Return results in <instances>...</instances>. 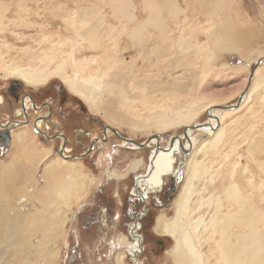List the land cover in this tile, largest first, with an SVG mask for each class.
<instances>
[{
    "label": "rangeland",
    "instance_id": "obj_1",
    "mask_svg": "<svg viewBox=\"0 0 264 264\" xmlns=\"http://www.w3.org/2000/svg\"><path fill=\"white\" fill-rule=\"evenodd\" d=\"M107 1L108 0H0L2 4H5L4 2H6L9 8L4 12V26L0 27V49L2 50V52L0 50V57L3 56L2 63L4 64V61H6L13 68L17 67L27 70L41 67L54 72L49 77L48 83H45L40 87L28 83L22 77H17L16 75H0V85L5 86L11 82V80L17 79L20 80L26 90H29L31 93L40 90H47L52 86L53 90H56L58 93L56 94L57 96L54 95L56 103H60L61 98L58 96L60 93H64L62 102L64 99L66 101L64 102L65 104L62 105L67 106L70 104L71 107L69 109H74L72 114L76 115L75 121L78 120L75 127H78V124L80 127L84 128L91 126L89 124L91 121L80 112V109L83 110L82 107H85L86 111H88L94 118H97L98 122L101 124L96 125V132L100 133L102 131L104 128L102 125H108L118 130L123 136L131 137L138 142L145 141L146 138L152 134H158L163 146L168 144L171 138L170 136L173 134L183 135V130L187 123L191 125L209 121L206 111L207 105L214 102H218V104H235L239 95L243 93L246 89V85H248V97L246 100L244 99L242 101L239 108L230 109L228 112H225V110L222 109L213 110L214 114L222 117L221 130H224H222L224 137L216 146H207L201 151H198L195 156L196 160H200V163L203 164L202 168L204 175L202 174L200 178L193 180L194 186L192 189L190 200L191 210L189 213L193 218H196L195 213H198L200 202L202 203L201 200L203 199H206L209 204L212 203L210 204L211 207L209 209L206 207L203 208L204 210L209 211L207 212L208 214L214 212L217 203H219V200H222L221 204L223 203V211L221 210V212L223 213L230 208V205L231 207H234L235 205L233 201L226 196V188H229V186L233 187L234 185L239 187V191L241 188L240 193H242L243 196H246L244 197L245 200H248H246L248 205L257 208V210L261 211L263 214V220L259 223V229L262 233L260 231L257 233L258 236L255 238L257 241L254 237L252 238V236H254L253 232L249 233V243L247 248L249 250L248 253L250 252L249 256H251V259L249 260L248 257L247 264H264V60L259 64L258 71L255 73L253 80H251L249 84L242 83V86L241 82L246 71L240 72L239 70L246 62L237 53L229 52L221 57L222 61L225 60V62L229 63V68L224 67L225 69L218 70V72L215 68V71L204 80V83L202 79V82L199 81V76L196 78L203 84L197 89V91L199 90L201 93L199 91L198 93L196 90L191 92V94L190 92L188 93V91H192V88H183L182 90L184 93L183 91H179L180 93L178 91H173L174 89H170L171 91L166 89L167 91H164V89L153 86L150 82L151 87L147 80H154L155 77L158 79L159 75H157V73L160 71V76L165 71L166 74H163L164 76L162 75L161 77L165 79L166 82L170 83L173 79H178L180 75L182 81H187L193 74H196L200 70L199 67L204 62L203 57L197 55V53L195 54V51H192L185 56H172L177 60H174L172 57L169 58L170 61H164L161 58H159L161 60L155 59V54H150V47H147L149 46V43H145L143 47L134 44L132 39H129L128 33H126L131 30V28L133 30L139 21L148 17L149 11L145 5H143L144 7L142 6L144 0H127V7L130 11L132 9L134 10L135 15L139 16L138 20L132 16L131 18H127L125 14L114 11L113 7L107 4ZM190 1L192 0H181L183 7L190 4ZM253 3L254 5L257 3V8L253 6V10H261V13L264 11V0H235V3H233L235 8H240L244 11L245 17L242 16V20L248 22L245 18H252V16H249V11L247 9L252 10L250 6ZM129 4L132 6L131 8L129 7ZM80 6H88L87 8L89 9ZM134 6H136V8ZM22 7H25L27 10H24ZM67 8L69 9V12H67ZM188 8H191L188 11L192 15V18L194 17L193 19L196 17L203 18L201 7L199 5L188 6ZM79 9L81 10L79 11ZM83 9L89 10L90 12H92L93 9H99L101 12L98 11V13H92L89 15V13L83 14ZM76 10L82 15H69L72 13L71 11ZM75 18L77 20L79 18H84L87 20V25H94L99 28L100 32H98V35L100 36V39L97 43L90 44L87 38L82 37L75 30L73 25H79L78 21L74 20ZM167 18L170 19L169 17ZM262 19H264V16H262ZM26 20L29 23H25ZM190 24H192V19L189 21V25ZM251 26L252 24L250 23V29H252ZM258 27L259 29H257V25H253V29H255L252 30L253 32H251L250 37V41H253L250 43L260 44V48L264 52V21L261 22ZM128 28L130 29L128 30ZM190 32L191 29L188 28L187 33L190 34ZM203 36L205 37V35H202L201 39L204 38ZM146 38H148V33ZM145 49L147 50L143 51ZM28 51L37 52L39 57L34 59L28 54ZM67 52H73L78 60L91 58L94 54V57L98 60L99 64L106 66L107 63L111 62V65L114 68L121 67L122 72L125 71L126 77L130 78L132 75H136L138 79H140V77L142 79H147L149 76L146 80V83L148 84H145V82L143 84H136L133 80L128 79L127 84L129 83V93L130 95H136V97L131 96L128 98L129 100H122L116 106V110L111 111V113L115 112L114 119L107 120L103 116L104 111L100 110L99 113L91 111L88 103L79 95L72 92L64 83L61 76H59V73L64 71H66L67 75H72L73 73V68L70 64H65V66H63V58L68 56ZM259 56L260 55L256 54L252 56L249 63L248 73L256 69L255 63L264 56V53L260 57ZM152 60L156 62L158 60L159 64ZM48 61L51 62L48 63ZM160 61H162L161 64ZM150 63L153 64V66ZM164 63L168 65H165ZM177 65L180 66L178 67ZM164 66L165 68H163ZM151 69L154 70L152 71ZM188 69H190L191 72ZM172 70H175V72L173 71L170 73ZM80 71L82 75L88 73L87 71ZM154 71L156 74H154ZM183 76L188 79H185ZM239 85L240 89L238 88ZM148 86L150 87V90ZM147 88L148 91H146ZM197 95H199V98ZM195 104H199L195 113L187 115V117L184 116L188 114L190 109L194 108ZM158 110H164L166 111V115H171V117L174 116V118L172 117L174 119L173 122L163 128L154 125L141 128V123H138L139 126L133 125L135 122L141 120L144 122H150L151 119H147L144 116L146 114H152ZM113 113L112 115L114 116ZM123 117H125L126 120H122ZM108 133L111 135V142H122V140L118 138L111 129ZM80 135H78V138H83L82 140L88 141L90 139V136ZM191 137L194 149L204 140L209 138L208 133L201 129L192 132ZM99 147H102L103 149L94 156L89 155L72 159L75 160V162L79 160L77 164L79 166H85L84 170L94 175L89 192L81 201V203H83L82 206L81 203L78 206L75 204L73 209L67 213L68 222H66L64 229H61V231L58 232L54 229L51 231L50 235L53 236V240L45 247L43 256L37 254L40 256L37 258V261H25V259L31 255L30 250H34V248L31 249V247L26 248L28 253L19 254L15 260H22L23 264H49V259H52V264H117L115 255L118 250L114 245L117 243L120 236H127L129 229L132 211L130 213L127 211V207L131 204L128 198L129 193H127V191L129 185H133L134 173L129 174L127 178L121 179V181H117L111 178L107 170L114 168L118 173L125 171L132 159L141 157L144 154L146 156L147 153L151 152L150 150H152V148H155V144L152 143L151 146L148 147L149 150L141 149L139 151L126 146H120L119 149L115 146H112L113 148L108 146L110 152L108 153V156L106 155L108 150H106V153L104 150L106 147ZM114 148L118 151L116 157V153L113 154ZM175 149L176 148H174V153L172 154L173 156L169 160L170 162L165 163L164 166V183L160 188L158 187L159 189H149L147 192L149 194H158L163 203L160 204L155 202L154 199L151 200L149 205L150 214L146 217L144 224L145 231L152 241L151 245L153 246V249L151 250V260L153 264H176L173 259V253L171 252L174 240L167 235L154 232L153 229L158 214L164 213L169 218L174 215L175 209L173 207V200L185 179L184 158L186 159L188 155L185 157V154L182 151H176ZM14 151L15 149L13 147L12 152L8 155L0 156V161L9 160L11 157L10 155L14 153ZM85 151H87L86 146L81 144L80 147H76V149L73 150V153L80 154ZM57 155L53 154L49 159H52ZM10 161L7 162L9 163ZM44 163L42 162L37 166V175H34V177L36 176L40 181L32 187L33 189L29 187V189L26 188V190L21 188L23 183L21 181L18 183L9 182L10 187L7 189V194H5L7 197L9 195L8 199L12 202L11 204H15L17 207L19 206L23 213L28 211H39L41 215L47 218L50 214L43 212L41 203V199H44V197H40L43 196L40 195V193L38 195L39 186L44 184L42 181L41 168ZM149 163L150 157L148 155V161L146 158V161L139 166L137 171L144 174L148 169ZM36 164L37 163L35 162L33 163L34 166ZM204 170H206V172H204ZM180 173L183 174L182 180L181 177H179ZM174 176L177 177L175 183L178 185L176 194L175 192L172 193L170 189ZM211 179H213V181ZM14 183L17 186H15ZM229 184H232V186ZM1 192L2 191H0V193ZM213 195L214 197H212ZM3 197L4 196L1 193V201L5 200ZM121 201L123 204H121ZM127 201L129 205L127 204ZM207 202L205 203L207 204ZM231 202L234 205H232ZM142 206V203L136 205L137 208H141ZM105 208L107 209V212L105 211ZM118 215L119 218L117 217ZM250 215L252 217L251 212ZM43 232L44 229L39 230L33 235L28 234L20 236L22 239H18L28 243V236H30L31 243L37 248L40 245ZM159 240H162V242ZM7 241L14 242L12 246L18 245L14 239L6 238L5 240L4 238L3 240H0V247H3L4 243V245H6ZM194 242L199 246L198 241L195 240ZM201 242V250L208 258L206 264H221L222 262H216V258L209 254L217 251L215 241L210 237L205 239L204 236L201 238ZM134 246H136V244H134ZM257 247L260 249L258 255H256L257 253L255 251ZM4 260L5 257L0 256V264H3ZM15 260L13 263L17 264ZM124 262L125 264H129L127 257L124 258Z\"/></svg>",
    "mask_w": 264,
    "mask_h": 264
},
{
    "label": "bare ground",
    "instance_id": "obj_2",
    "mask_svg": "<svg viewBox=\"0 0 264 264\" xmlns=\"http://www.w3.org/2000/svg\"><path fill=\"white\" fill-rule=\"evenodd\" d=\"M4 3L5 4H0V27L4 26L5 21L3 16L4 12L8 8L6 2ZM142 3V6L145 5L147 10L149 11H147L149 15L148 17H146V19L139 21L133 30L130 27L132 31L129 30L130 28H128L129 31L127 30L128 32L126 33H128L129 39H132L134 44L141 45L142 47L145 45V43H149V46L147 47H150V54L152 53L153 55L154 53L155 59L161 58L164 61H170L169 58L174 55L185 56L186 54L195 51V54L197 53V55L202 56L204 59L203 64L199 67L200 72L198 71V74H193L189 79L186 77L188 79L187 81H182L180 75L178 79H173L170 83L166 82L165 79L161 77L163 74H166L165 71L164 73L162 72L163 74L161 76L159 74L161 71H158L159 73H157V75H159V78L157 77L158 79H156V77L154 76L156 80H149V76L147 77L148 80L144 77V79H142L141 77L140 79H138L136 75H132L129 78L126 77L125 71L122 72L121 67H119L121 70L119 68H114L111 65V62L107 63L106 66H102L101 64H99L98 60L94 57V54L93 56H91V58L78 60L73 52H67L68 56L63 58V66H65V64H70L73 68V73L72 75H67L66 71H64L59 73V76H61L64 83L72 92L79 95L88 103L91 111L99 113V111L102 110L104 111L103 116L107 120L114 119L115 112H112L114 114L113 116L111 111H115L116 106L122 100H129L128 98H130L131 96L136 97V95H130L129 93V83L127 84L128 79L133 80L136 84H143L145 82V84L149 83L150 85L151 82L153 86L164 89V91L166 89L169 91H171L170 89H174L173 91L182 92L183 88H192V91H188V93L190 92L191 94V92H193L194 90L197 91V89L201 87L202 83H200L199 81H201L202 79L204 83V80L207 79V76L211 75L215 71V68L217 72L218 70L225 69L224 67L229 68V63L225 62V60H221V57L229 52L237 53L246 62L245 65H242L239 70L240 72L246 71L244 73V78L241 82V86L242 83L249 84V77L251 72H253V80L255 73L258 71L259 65L255 67L256 69H254V71L248 73L250 60L252 59L253 55L256 54L261 56L264 53L260 48V44L250 43L253 41H250L251 32H253L252 30L255 29H253V25H257V29H259L258 26L261 22L264 21V19H262V16H264V11L262 10L263 12L261 13V10H253V6L257 8V3L256 5H254V2L250 6L252 10L247 9L249 11V16H252V18L249 17L250 19H247V17L245 18V20H247L248 22L241 19L242 16L245 17V13L242 9L234 7L235 5H233V3H235V0H192L186 7H183V3L181 2V0H144V2ZM107 4L111 5L114 11L125 14L127 18H131L132 16L135 19L137 18V20L139 19V16L135 15L134 10L132 9L133 11H130V9L127 7V0H108ZM192 5H199L201 7L203 18H198L196 16L195 19H193L194 17L192 18V15L188 11L191 9H189L188 6ZM80 7L89 9L87 8L88 6ZM129 7L131 8L132 6H130L129 4ZM134 7L136 8V6ZM22 8L24 10H27L25 7ZM86 9L82 10L85 12H83V14L89 13V15H91L92 13H98V11H100L99 9H93L92 12H90ZM80 10L81 9H79V11ZM79 11H71L72 13L68 14L72 16H81L82 14H80ZM67 12H69L68 8ZM167 17H169L170 19H168ZM191 19L192 24L189 25V21ZM74 20L78 21L79 23V25L77 26L73 25L75 30L82 37L87 38L90 44H94L99 41L100 36L98 35V32H100V30L97 26L87 25V20L84 18H79L78 20L75 18ZM25 23L29 22L26 20ZM250 23L252 24V29H250L249 27ZM188 28L191 29L190 34L187 33ZM260 30L262 31L261 28ZM147 33L148 38H146ZM202 35H205V37L203 36V39H201ZM146 50L147 49L143 51ZM28 54L34 59H37L39 57L37 52L28 51ZM2 60L3 56L0 57L1 76L16 75L17 77H22L26 82L30 84H35V86L37 87L48 83L49 77L54 73L46 68L41 67L27 70L17 67L13 68L6 61H4L3 64ZM50 62L51 61H48V63ZM157 62L156 63L159 64L158 60ZM161 63L162 61H160V64ZM151 65L153 66V64ZM177 66L179 67L180 65ZM163 68H165V66ZM80 70L87 71L88 73L86 75H82ZM188 70L190 71V69ZM173 71L175 72V70H172L170 73H172ZM154 74H156L155 71ZM198 76L200 78L199 81L198 79H196L198 78ZM146 80L149 82L146 83ZM15 81L21 82L17 79H15ZM239 87L240 85L238 86V88ZM247 87L248 85H246V88ZM146 91H148V88L146 89ZM247 91L243 97V100H246V98L248 97L249 91ZM197 96L199 98V95ZM220 105L231 104H218V102H214L206 106L207 117L209 119V121L206 122L210 123L213 128H197L207 132L209 138L200 143V145L198 144L199 146L195 148L196 150L193 148L194 145L191 134L197 129L192 130L190 128V137L192 141L191 144L186 141L184 134L179 135L184 142L185 148L187 149L186 152H183L180 148V138L176 139L175 145L172 149L170 148L167 150V148L170 146L169 143L172 136L178 134H173L172 136H170L171 138L164 149L162 147L163 145L160 143L161 141L159 142L158 140L160 139V136L158 134L156 135H158L159 137H153L151 140H148V137L145 141L138 142V144L142 145H138L136 143L126 142V140L124 141V139L122 138L123 135L120 134L118 130L106 125L105 134H107V132H109L111 129L123 141L120 143L121 146H126L139 151L143 149L141 147L147 146V144L152 140L153 142H158L157 144H155V149L158 150V152H153L150 158L148 169L146 170V172L148 171V173L143 177L145 179V186L143 188L145 192L149 191V189L154 190L158 187L160 188V186L164 183V166L165 163L170 162L169 160L173 156L172 154L174 153V148H176V151H182L185 154V157L186 155H188L186 159L184 158L185 179L173 200L175 213L170 218L167 217L164 213L158 214L153 225V229L155 232H157L158 234L167 235L174 240L171 252L173 253V259L176 264H206V261L208 259L207 255L201 250L200 247V245L202 246L201 238H203L204 236L205 239H207L208 237L212 238L217 245V251L215 253H209L212 257L216 258V262H222L221 264H247L248 257L249 260L251 259V256H249L250 252L248 253L249 250L247 248L249 243V233L253 232L254 236H252V238L254 237L255 239L257 238L256 236H258L257 233H259L260 231L259 223H261L263 220V214L261 213V211L257 210V208L248 205V200H245L246 196L244 195V197L242 193H240L241 188L239 191V187H237L236 185L226 188V196H228V198L233 201L235 205L232 202L231 203L232 205H234V207H231L230 205V208L222 213L221 210L223 203L221 204L222 200H219V203H217L214 212H212L213 214H208L207 212L209 211H206L203 208L206 207L207 209H209L211 207L210 204L212 203L209 204L206 199H203L201 200L202 203L200 202L198 213H195L196 218H193L189 213L191 210L190 200L192 196V189L194 186L193 180L196 178H200L203 174V164L200 163V160H196L195 156L198 151H201L207 146H216L223 140L224 137V134L222 132L223 129L221 130L222 117L213 113L214 109H219L215 108V106ZM198 106L199 104H195L194 108L190 109L188 111V114L184 116L187 117V115H192V113H195V111L198 109ZM222 110L228 112L230 108ZM165 112L166 111L164 110H158L152 114H146L144 117H146L147 119H151L150 122H144L141 120L135 122L133 125L139 126L138 123H141V128H145V126L151 125L157 126L159 128L166 127L173 122L174 116H172V118L171 115H166ZM122 120H126V118L123 117ZM193 125L194 124L190 125L187 123L186 127H191ZM115 130L117 131V133L115 132ZM15 136V141L14 143L12 142L15 151L14 153H12L13 157L9 162L10 164L8 162H0V191H2L1 193L4 196H7L6 192L9 182H11L13 178H16L18 176L21 182H23L21 188L26 190V188L28 187H34V185L36 183H39L40 181V179H38L36 176L34 177V175H37V166L42 162L44 163V161L46 160L44 165L42 164L43 167H41L42 181L44 184L39 186L38 195L40 193V195H43L40 197H44V199H41L43 212L50 215L45 218L39 213V211L29 212V209L27 210L28 212L23 213L19 206L17 207L15 204H11L12 202L8 198H5L4 201L0 202V240H3L4 238L5 240L6 238H11L14 239L16 243H18L17 246H12L14 242L7 241L6 245H4V243L3 247H0V256L5 257L3 264H15L13 263L15 258H17L21 253H28V250L26 248L30 247L31 249L34 248V250H30L31 255H29L25 259V261H37L38 257L43 256L45 247L49 244V242L53 240V236L50 235L51 231L54 229L58 232L61 231V229H64L66 222H68L67 213L73 209V206L75 204H77L78 206L81 203L83 197L88 194L91 187L92 178L94 177L93 174L84 170L85 166H79L77 164L79 160L75 162V160L68 158L67 153L58 154L56 157L49 159V155L52 151L51 146L40 145L39 143L37 144V142L34 140L36 137V133H31L28 128H21V130L16 133ZM101 145L104 146L103 144ZM108 153H110L109 150L106 153L107 156ZM73 158H80V156L78 154L73 156ZM152 158L155 159V162H152ZM143 159L144 158L142 156L132 159L127 166V169L121 173H118L114 168H110L107 170L108 174L112 179L121 181V179H125L126 177H128V174H131L132 172L135 173L138 170L139 166L144 162ZM34 162L37 163L35 166L33 165ZM162 172L163 174L160 177L159 175ZM204 172H206V170H204ZM211 180L213 181V179ZM229 185L232 186V184ZM140 186L136 187V191L142 188ZM43 193L45 194V196ZM212 197H214V195ZM205 202H207V204ZM82 204L83 203H81V206ZM250 212L252 214V217L250 215ZM138 224L139 223L137 222L133 224V235H135L136 229L138 230ZM43 229V237L40 240L39 247L37 248L31 243L30 236H28V243L20 240L22 239L20 238V236H25L28 234L33 235L39 230ZM139 236H137V240L140 239ZM195 240L198 241L199 246L195 244ZM135 243L136 241H131L129 238H127L126 235L124 237H119L117 243L114 245V247L119 246V249L115 255L117 264H125L124 258L126 257L127 249H129L130 252H132L133 249H139L140 244L138 243V245L134 246ZM255 251L257 253L256 255H258L260 249L257 247ZM37 254H39L40 256ZM15 261L17 264H23L22 260L16 259ZM49 264H52V259H49Z\"/></svg>",
    "mask_w": 264,
    "mask_h": 264
},
{
    "label": "flooded vegetation",
    "instance_id": "obj_3",
    "mask_svg": "<svg viewBox=\"0 0 264 264\" xmlns=\"http://www.w3.org/2000/svg\"><path fill=\"white\" fill-rule=\"evenodd\" d=\"M56 94L58 93L56 92V90H53L52 86L47 90H40L31 93L29 90H26L22 82H17L14 79L5 86L0 85V156H6L13 150L12 144L14 143L16 138L15 130L16 128L21 129V127H30V129L36 133L35 141L40 143V145L51 146L52 151L49 157H51L53 154L57 155L67 153L68 158L73 159V156L78 155L73 153V150L76 149V147H80L81 144L83 146H86L87 149V151H85L84 153L79 154H85V156L83 157L96 155L101 149H103L102 147H99L102 146L101 144H103L106 148L108 146H114V142H111V135H109L108 132L107 134H105L106 125H102L104 128L100 133L96 132V125L100 123L98 122L97 118H94L89 114L88 111H86L85 107H82L85 111L80 109V112H82L84 116L89 121H91L89 123L91 126L84 128L80 127L78 124V127H75L78 120L75 121L76 115L72 114L74 109H69L71 107L70 104L67 106L62 105L65 104L64 102L66 101L64 99L62 102L64 93H60V95L58 96L59 98H61V100L60 103L57 104L54 97V95L57 96ZM78 135L90 136V139L88 141L82 140L83 138H78ZM158 140L160 142V139ZM152 143L157 144L158 142H153L152 140L147 144V146L141 148L149 150L148 147L151 146ZM120 146L121 145L119 142L115 143V147L117 149H119ZM162 147L165 149V146ZM106 148L104 149L105 153ZM116 148L113 149V154L116 153L115 157L118 155L117 151L115 150ZM150 151L151 152L148 151L149 153H147L146 156L145 154L142 155V157L144 158L143 161H146V158L148 161V155L151 158L154 151L156 153L158 152V150H156L155 148H152V150ZM151 160L152 162H155L154 158H152ZM147 173L148 171L144 174L140 171H136L134 173L133 185H129V189L127 191V193H129L128 198L131 202V204L129 205L127 201V204L129 205L127 207V211L129 213L132 211L127 238H129L131 241H136V245H138V243L140 244V250L133 249V251L130 252V250L127 249L126 257L129 260V264H153L151 260V250L153 249V246L151 245L152 241L145 231L144 224L146 217L150 214L149 205L151 203V200L154 199L155 202L160 204L162 203V200L158 196V194H149L147 193L148 191L145 192V190L143 189L145 186V179L143 177L146 176ZM182 173H180L179 176L181 177V180L183 176ZM162 174L163 172L160 173L159 176L161 177ZM177 177H173V181L170 186L172 193L175 192V194L178 190V185L175 183ZM137 186H140L142 188L136 191ZM141 203L143 204V206L141 208H137L136 205ZM121 204H123L122 201ZM105 211L107 212L106 208ZM117 217L119 218V215ZM135 222L139 224L138 230L136 229L135 235H133L131 232L134 226L133 224ZM136 235H140V239L137 240ZM159 241L162 242V240ZM116 248L117 250L119 249L118 246H116Z\"/></svg>",
    "mask_w": 264,
    "mask_h": 264
},
{
    "label": "water",
    "instance_id": "obj_4",
    "mask_svg": "<svg viewBox=\"0 0 264 264\" xmlns=\"http://www.w3.org/2000/svg\"><path fill=\"white\" fill-rule=\"evenodd\" d=\"M264 60V56L262 57V58H260L256 63H255V67H257L262 61ZM252 76H253V72H251V74H250V77H249V83L251 82V80H252ZM18 82V81H17ZM246 91H247V88L245 89V91L243 92V94H241L239 97H238V99H237V102H236V104H234V105H220V106H215V108H219V109H231V108H237V107H239L240 106V104H241V102H242V100H243V97H244V95H245V93H246ZM210 113V112H209ZM216 119H218V118H216ZM190 128L192 129V130H194V129H197V128H213L212 126H211V124L210 123H208V122H203V123H199V124H194L193 126H191V127H186V128H184V137H185V139H186V141H188L190 144H191V137H190ZM115 132L117 133V131L115 130ZM169 133V132H168ZM153 137H159L158 135H156V134H153V135H151V136H149V138H148V140H151ZM124 140H126L127 142H131V143H136V144H138V141H136L135 139H132V138H127V137H122ZM178 138H180V136L179 135H174V136H172V138H171V140H170V143H169V147L167 148V150L168 149H172L173 147H174V145H175V141H176V139H178ZM181 139V138H180ZM138 145H142V144H138ZM92 148V147H91ZM91 148H90V150H91ZM180 148H181V150L183 151V152H186L187 151V149L185 148V146H184V142H183V140L181 139V141H180ZM80 157H83V156H85V154H82V155H79Z\"/></svg>",
    "mask_w": 264,
    "mask_h": 264
},
{
    "label": "crops",
    "instance_id": "obj_5",
    "mask_svg": "<svg viewBox=\"0 0 264 264\" xmlns=\"http://www.w3.org/2000/svg\"><path fill=\"white\" fill-rule=\"evenodd\" d=\"M21 128H28L29 131H30L31 133H35V132H33V131L30 129V127H21ZM20 130H21V129L16 128L15 132L18 133ZM113 144H114V146H115V142H114ZM111 145H112V144H111ZM114 146H113V147H114ZM106 150H109V147H107ZM10 156H11V157H10L9 160H6V161H5V160H1L0 162H3V163H4V162H7V161H10V160L12 159V157H13V154H11ZM17 180H18V181H17ZM20 181H21V180L19 179V176H18V177H16V178H13V180H12L11 182H16V183H18V182H20ZM15 186H17V185H15ZM9 187H10V186H9V184H8L7 189H9ZM11 188H12V187H11ZM3 196H4V195H3ZM8 197H9V195H8ZM8 197H7V196H4L3 199L8 198ZM0 202H2V201L0 200Z\"/></svg>",
    "mask_w": 264,
    "mask_h": 264
}]
</instances>
